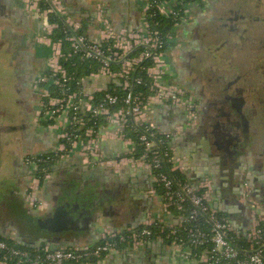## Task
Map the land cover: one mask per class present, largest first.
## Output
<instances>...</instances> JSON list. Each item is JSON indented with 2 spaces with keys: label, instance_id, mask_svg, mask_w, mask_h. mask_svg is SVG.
<instances>
[{
  "label": "crops",
  "instance_id": "1",
  "mask_svg": "<svg viewBox=\"0 0 264 264\" xmlns=\"http://www.w3.org/2000/svg\"><path fill=\"white\" fill-rule=\"evenodd\" d=\"M60 2L81 32L103 41L106 23L115 34L138 29L146 0ZM189 8L191 18L175 27L166 59L170 79L196 98L198 123L185 127L182 110L171 103H153L150 117L161 131L181 128L171 144L175 155L186 159L184 177L200 188L208 185L211 204L227 209L243 236L249 224L240 202L244 184L264 208V0H206ZM53 34L21 0H0V71L13 76L9 86H14L18 113L16 123L5 121L1 129L10 135L3 137L10 147L6 159L0 158V233L16 241L20 237L23 244L74 247L143 226L160 204L149 193L152 181L142 161L130 154L132 143L116 136V127L104 118L98 142L108 163L93 164L75 150L65 153L39 182L44 208L36 211L27 204L36 166L26 158L59 147L62 121L46 123L49 106L38 83L69 49ZM95 69L82 75L81 86L97 98V89L112 81L92 76ZM20 93L33 103L23 106ZM185 263L166 243L153 240L136 251L109 254L98 264Z\"/></svg>",
  "mask_w": 264,
  "mask_h": 264
},
{
  "label": "built area",
  "instance_id": "2",
  "mask_svg": "<svg viewBox=\"0 0 264 264\" xmlns=\"http://www.w3.org/2000/svg\"><path fill=\"white\" fill-rule=\"evenodd\" d=\"M21 1L26 11L43 20L49 33L59 26L56 22H50L51 15L58 17L63 22L64 40L69 43L71 51L98 64L91 75L114 81L124 91L119 97L109 92L108 87H101L97 89L101 93L98 99L82 86L79 90L70 91L65 85L69 80L65 69L61 64L51 62L50 76L42 74L38 83H43L42 96L48 97L49 108L45 111L48 119L62 121L58 133L59 147L53 152L65 150L60 142L65 139L70 145L67 152L75 150L93 164H107L108 160H105L98 142V121L104 118L116 127V136L132 143L130 154H133L137 144L142 146L143 154L135 159L141 160L147 170L152 181L149 193L159 200L160 209L157 215L148 217L142 228L108 232L98 240L100 244L56 248L45 245L29 251L10 246L0 239V252L4 251L0 264H98L109 254L136 251L148 241L165 243L168 238L167 245L177 252L179 261L183 263L264 264L263 206L250 195L244 184L240 202L247 209L249 224L243 235L246 245H240L236 240L241 235L235 231L231 219L211 204L208 185L202 186L207 188L204 190L188 179L170 176L164 169L166 166L170 172L184 174L186 159L176 156L171 144L172 136L181 128L161 131L150 117L153 103H171L182 110L185 127L191 128L198 123L196 98L170 79L171 65L166 59L168 48L174 40L175 27L190 20L189 5L198 1L146 0L138 29L115 34L106 23L103 41L90 40L81 32L79 24L66 12L60 0ZM156 17L170 18L171 30L162 32L154 21ZM61 41L59 39L58 43ZM139 47L141 50L137 55L129 56ZM145 59L151 60L146 68L150 79L147 96L135 92L131 82V73ZM133 80L136 84L142 83L139 77ZM52 85L59 86L58 96H50ZM88 121L92 124L89 125ZM68 127L71 131L66 130ZM126 129L135 132L137 142L126 135ZM30 163L37 168L36 163ZM39 182V177L32 175L25 195L27 204L36 211L45 206ZM156 186L163 189L162 193ZM185 205L191 206L190 211H186ZM152 226L157 227L155 231L151 229ZM180 230L185 232L184 238L179 235ZM115 237L124 243L123 249L113 240ZM90 257H94L95 261ZM11 259L15 263H10Z\"/></svg>",
  "mask_w": 264,
  "mask_h": 264
},
{
  "label": "trees",
  "instance_id": "3",
  "mask_svg": "<svg viewBox=\"0 0 264 264\" xmlns=\"http://www.w3.org/2000/svg\"><path fill=\"white\" fill-rule=\"evenodd\" d=\"M190 0H184L185 2H188ZM196 1V0H195ZM199 3H201L200 0H197ZM50 22H56L58 23V27L54 29V34L52 36L53 39H62V42L65 46L69 47V43L67 41L64 40L65 34L63 33V22L58 18L55 17L53 15H51L50 17ZM154 21L157 23V27L159 29H161L162 32H167L169 30H171L172 27V20L163 18V17H156L154 18ZM141 50V47L134 49L129 56H135L137 55ZM128 56V57H129ZM62 67L65 69L69 80L65 83L66 87L69 88L70 91H74V90H79V88L81 87V78L82 75L84 74H88V72L90 71L91 67L94 68L98 67V64L91 59H86V58H82L79 54L77 53H73L69 47L67 54L64 56V58L61 59L60 61ZM151 64V60L150 59H145L143 60L131 73V77H132V89L135 92H141L143 96H147L149 94V90H148V84H149V76L146 73V68L147 66H149ZM95 69V70H96ZM46 75L50 76V72H44ZM139 77L142 80L141 84H136L134 83V78ZM41 86H43V83L41 84ZM107 90L111 93H116L119 97H121L124 94V91L121 88L120 84H115L114 82L110 83L108 85ZM50 96H58L59 93V86L57 85H52L50 87ZM97 98L98 99L101 96V93H97ZM42 101L47 103L48 102V97H44L42 96ZM101 119L98 121V124H100ZM52 123L51 121H48L46 123ZM88 124H92L91 121H88ZM66 130L71 131L70 127H68ZM127 134V136L132 137L133 140H135L137 142L136 139V135L135 132H133L131 129H126L125 131ZM61 143L64 144L65 146V150L63 151H57V152H47V153H42V154H36V155H29L28 161L29 162H34L37 164V168L36 171L34 172V175L39 177L40 181L44 178V176L46 174H49L51 172V167L53 165V163H55L59 158H60V154H65L69 148V141L65 140V139H61L60 140ZM141 154H143V150H142V146L137 144L135 146V150L133 152V156L135 157H139ZM26 158V159H27ZM164 169L166 170V172L170 175L173 176L175 178L181 179V180H185L187 178L184 177L183 174L179 173V172H170L168 170V167H164ZM156 189L162 193V188L160 186H156ZM186 211H190L191 206L190 205H185ZM143 226H140L138 228H142ZM157 227L152 226L151 229L153 231L156 230ZM179 235L184 238L185 236V232L182 230H180ZM0 239L6 241L10 246L19 248V249H24V250H29V251H33L36 248H41L43 246H45V243H40L39 245H34V243H19L18 241L12 239V238H8L4 235H2L0 233ZM245 237L240 236L238 240H236L240 245H246V241H245ZM113 240L118 244V247L123 249L124 247V243L123 242H119L118 238L115 237L113 238ZM169 238L166 239V244L168 243ZM100 241H96L93 244H100ZM4 251L0 252V258L3 256ZM90 260H92L93 262L95 261L94 257H90ZM10 263H15L14 259L9 260ZM22 264V263H20Z\"/></svg>",
  "mask_w": 264,
  "mask_h": 264
},
{
  "label": "rangeland",
  "instance_id": "4",
  "mask_svg": "<svg viewBox=\"0 0 264 264\" xmlns=\"http://www.w3.org/2000/svg\"><path fill=\"white\" fill-rule=\"evenodd\" d=\"M223 64H224L223 61L220 62V68L223 67L222 66ZM171 75H172V67H171ZM11 78L13 79V76L9 75V73H7V75H4L2 74V71H0V125H1V128H0V158H2L1 160H3L4 156L6 159L7 155L5 153L7 152V149L10 147V144L8 143H7V146L3 144L4 134H6L7 138H9L10 135L5 133L1 129L5 128V121L11 124L10 122L16 123V120L18 119L17 103L15 100L16 99L15 89L13 88L14 87L13 84L11 87L9 86L10 84L9 79ZM19 109L21 108L19 107ZM1 201L2 200H0V202ZM4 208L5 207L2 205V210Z\"/></svg>",
  "mask_w": 264,
  "mask_h": 264
},
{
  "label": "flooded vegetation",
  "instance_id": "5",
  "mask_svg": "<svg viewBox=\"0 0 264 264\" xmlns=\"http://www.w3.org/2000/svg\"><path fill=\"white\" fill-rule=\"evenodd\" d=\"M20 96H21V99H20V103L24 106L26 103V106H30L31 105V103H33L32 101H31V99L28 101V102H26V98L25 97H23L22 95H21V93L19 94Z\"/></svg>",
  "mask_w": 264,
  "mask_h": 264
},
{
  "label": "water",
  "instance_id": "6",
  "mask_svg": "<svg viewBox=\"0 0 264 264\" xmlns=\"http://www.w3.org/2000/svg\"><path fill=\"white\" fill-rule=\"evenodd\" d=\"M219 211H220L221 213H223V214H228V210H227V209H222V208L219 207ZM17 241H18V242H21L20 237H18ZM21 243H22V242H21ZM22 244H23V243H22Z\"/></svg>",
  "mask_w": 264,
  "mask_h": 264
}]
</instances>
